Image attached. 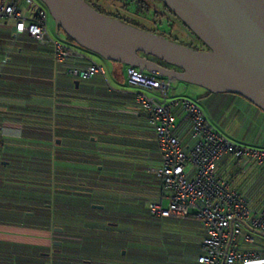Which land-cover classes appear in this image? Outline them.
<instances>
[{"label":"crops","instance_id":"1","mask_svg":"<svg viewBox=\"0 0 264 264\" xmlns=\"http://www.w3.org/2000/svg\"><path fill=\"white\" fill-rule=\"evenodd\" d=\"M68 60L56 64L50 47L37 44L25 34L11 33L0 21V264H138L132 256L130 259L120 258L119 250L125 246L124 240L143 235L150 239L158 234L169 241L164 248H159V252L154 249L158 244L146 243L148 249L139 254V264H194L201 254V240L205 234L199 221L193 217L157 218L151 215L147 211L150 203L167 204L159 194L144 197L146 200L138 205L130 196L126 201L116 198V192H112L111 199L97 194L96 190L100 188L87 186L85 177L88 174L85 171L95 169L96 164L84 162L87 156L90 159L93 156L86 143L96 141V138L75 133L72 135L75 138L69 140L57 128L50 130L49 119L57 104L81 107L77 104L81 99L56 95L62 92L60 89L67 91L70 84L77 81L78 86L80 82L66 73L70 65ZM112 63L111 78L120 87L110 85L100 65L103 69L101 76L111 89H125L133 99L136 92H145L140 87L137 91L124 88L126 65ZM53 84L57 87L54 88ZM203 91L199 90L196 98L207 96ZM229 97L232 96L213 98L209 104L211 107L215 105L214 111L209 106L200 105L207 118H217L219 112L227 108L226 99ZM244 99L239 106L246 114L244 124L248 130H256L251 145L264 148V111ZM216 101L220 103H214ZM135 105L133 111L141 113L146 123L143 110L136 102ZM176 114L179 123L181 111L177 109ZM239 124H243L242 119ZM55 127L67 128L64 125ZM69 147L74 151H68ZM69 152L82 156L83 161L79 162L82 166L72 169L76 170L75 176L81 182L71 179L69 183L67 180L69 161H62V158L67 159ZM53 154L59 158L55 160L58 165L55 168L65 174L58 180L51 179V172L45 176L48 168L40 162H32L46 161ZM222 159L218 166L220 174L227 170L228 162H232L228 156ZM52 170L56 172V169ZM226 175L222 177L237 189ZM235 185L239 192L251 194L245 183L237 181ZM256 201L264 206L262 199ZM155 230L159 233H153L158 232Z\"/></svg>","mask_w":264,"mask_h":264},{"label":"built area","instance_id":"2","mask_svg":"<svg viewBox=\"0 0 264 264\" xmlns=\"http://www.w3.org/2000/svg\"><path fill=\"white\" fill-rule=\"evenodd\" d=\"M47 17L39 0H0V21L6 28L39 45L52 46L55 63L62 64L72 51L50 38ZM66 73L85 80L102 75L103 69L89 60L84 67L69 66ZM174 81L126 68V83L148 91L136 92L134 99L155 135L160 164L152 173L161 182L162 199L167 200L166 206L150 203L148 210L157 218L193 217L201 223L205 234L194 264H264L262 247L256 245L257 237H264V206L233 188L217 167L224 156L241 167L264 165V148L230 140L210 123L194 100L170 97L168 90ZM177 109L185 121L180 131ZM182 129L187 132L185 138Z\"/></svg>","mask_w":264,"mask_h":264},{"label":"water","instance_id":"3","mask_svg":"<svg viewBox=\"0 0 264 264\" xmlns=\"http://www.w3.org/2000/svg\"><path fill=\"white\" fill-rule=\"evenodd\" d=\"M39 1L56 33L104 60L208 93L240 95L264 111V0H160L205 46L199 50L105 15L85 0Z\"/></svg>","mask_w":264,"mask_h":264},{"label":"rangeland","instance_id":"4","mask_svg":"<svg viewBox=\"0 0 264 264\" xmlns=\"http://www.w3.org/2000/svg\"><path fill=\"white\" fill-rule=\"evenodd\" d=\"M89 4H91L95 9L100 11L101 13L121 19L124 22L130 24V25H135L138 28L148 30L154 33H157L159 35H162L166 38L175 40L185 46H188L190 48L194 49H201L200 44L197 43L194 39V35L174 16L170 15L167 13L164 8H161L160 4L157 2V0H85ZM48 12V11H47ZM47 31L49 33V36L51 39L54 41H66V35L62 31H58L57 33L55 32V25L54 21L51 18V16L48 13L47 17ZM62 42V43H67V42ZM90 58H92L93 61H95L97 64L101 65L103 69L105 70V79L110 83L111 86L115 87L120 85L115 81L113 83L112 78H111V65L113 64L111 61H107L102 59L101 57L88 53ZM124 66V65H123ZM144 73L149 74L148 72L144 71ZM124 73H123V78L125 80ZM158 78H163L159 77ZM127 90L129 91H137L139 88L135 86H130L126 82L123 84ZM145 92H148L146 89H143ZM199 90L203 91L201 87L184 83L178 80H175L174 82L171 83V88L168 90L169 96L172 97H185L190 100L195 99L198 96ZM204 92V91H203ZM223 94L232 96L227 98L226 102L228 104L227 108L222 111V113L219 112L218 117H212V119H209L211 121L210 123L216 127L221 133L226 135L230 140L236 142V143H241V144H248L252 146L253 144L251 143L252 138L255 137L254 133H256V130L251 129L248 130V126L244 124V119L243 117L246 116V114H243V111L241 110L240 102L243 101V97L240 95H234V94H229V93H215L214 96L217 97H205L201 98L199 100V103L201 105H206L210 107V110L214 111L215 105L211 107L209 103L213 102V98H219L221 99V96ZM233 99L231 102L230 100ZM245 100V99H244ZM225 101V100H224ZM246 101V100H245ZM69 102V101H68ZM65 103L67 101L65 100ZM214 103H220V101H216ZM213 103V104H214ZM78 106H81V108H87L89 111L88 113L91 114V116H99L102 109H104L103 105L96 104L97 107L95 108H90L93 107L94 104H91L90 107L88 105L90 104L89 102L85 101H78L77 102ZM248 105V104H247ZM65 106V104H64ZM217 106V105H216ZM251 106V104H249ZM253 106V105H252ZM251 106V107H252ZM234 107V108H233ZM77 107H73V110H75ZM135 107H133V104L131 106H125L122 108H117L118 110H109L108 114L112 118V112H115L116 115V121H112L115 123V127L112 122L109 123V126H106L104 128H101L102 126L98 125V130L97 132H93L91 136H94L96 138V141H93L92 146L94 147V150H98L102 152L100 161L106 162V163H112L111 161L107 160H115L119 162H123L124 165L122 166H134V164H143L144 161L146 163H151L153 159L150 161H146L147 156H152L150 154V149L146 148H140V149H133L131 147H127L126 145L129 146L128 142H139L137 140H144L140 143H148L151 144L152 142V134L151 132L147 130L146 127H142L143 129L141 130L140 134L141 137L138 136H132L127 131H122L119 128L123 127L124 129L127 130H135L137 129V126L134 124L139 123L136 119H133L131 116L125 114L132 112ZM80 110H85V109H80ZM79 110V111H80ZM107 114V112H105ZM126 116V117H124ZM243 120V124H239L240 120ZM253 124V123H251ZM252 131V132H251ZM252 133V134H251ZM103 137V138H102ZM101 138L102 142H98V139ZM124 141V142H123ZM118 143H123L126 144L125 146L120 145ZM87 144V148L90 147L91 145ZM252 144V145H251ZM259 146V145H258ZM136 151V152H135ZM149 153V154H148ZM136 155V158H133V156ZM138 160V161H136ZM75 158H71L69 161V170L71 169H79L82 165L79 164V162H75ZM126 162V163H125ZM103 165V164H102ZM94 166V165H93ZM242 165L238 162L232 163L228 162L227 164V172L228 174L226 175L227 178L230 177V180L232 184L238 189V187L235 185L237 181L241 183H245L247 185V190L250 191V195H252V199L255 201V203H258L256 200L258 198L262 199L261 202H264V177H262V173H264V165L258 166L252 164L251 166H245L241 167ZM95 167V166H94ZM105 167V166H104ZM103 167V168H104ZM223 169L225 166L222 167ZM261 170V171H260ZM105 174V173H102ZM223 174L225 175V169L223 171ZM231 174V175H229ZM73 180L77 182H81L77 176H73ZM237 180V181H236ZM96 190V189H95ZM116 192V198L120 200H126L127 196L133 197L138 203H140V200L143 198V195H137V194H130L126 193L123 191H103V190H96V193L104 196L106 198H110L113 196L114 193ZM256 199V200H255ZM259 204V203H258ZM158 232H153V233H159V230H155ZM152 232V231H150ZM169 241L168 239L161 238L158 235H154L150 237V239H147L144 235L143 236H137L130 238L128 240H124V245L122 248L119 250V256L124 257L126 259H130L129 257L132 256L134 258V262H137L139 264V254L146 252L147 247L145 246L146 243H154L158 244V246H154V249L159 252V248H164L165 243ZM260 242L264 243V240L258 238L256 245H258ZM125 251V254H123ZM133 252V253H131ZM134 254V255H131ZM76 256V255H74ZM133 264L132 262H130Z\"/></svg>","mask_w":264,"mask_h":264},{"label":"trees","instance_id":"5","mask_svg":"<svg viewBox=\"0 0 264 264\" xmlns=\"http://www.w3.org/2000/svg\"><path fill=\"white\" fill-rule=\"evenodd\" d=\"M66 38L68 41H66L67 43H65V45H67L68 49H70L72 51V55H71L70 59L67 61L70 64L69 66L78 65L79 67H84L85 64L89 60H92V58L87 56L88 53H92V52L79 47L77 44H75L68 37H66ZM72 45H73V48H72ZM41 46H44V45H41ZM45 46L50 47L53 50L52 46H50V45H45ZM197 50H199V49H197ZM92 54H94V53H92ZM151 59L155 60L154 58H151ZM155 61H157V60H155ZM93 62H95V61H93ZM157 62H159L163 66H168L167 64H165L161 61H157ZM117 64H120V63H117ZM121 65H123V64H121ZM127 67L128 66H126V68ZM96 76H101V74H99V75L96 74V75H94L88 79H85V80H79L80 82H79L77 87H75V84L72 83L67 87V91L60 89V91H62V92H58L56 95L61 96V97H64V95H65L71 99H81L83 101L86 100L87 102L90 103L88 105V107H90L91 104H94L93 107H90V108H95V107H97L96 104L100 103L104 107V109H102L101 111H104V112H101L99 114V116H94V115L91 116V114L88 113L89 111H87L88 109L85 107L84 108L77 107V108H75V110H73V107L64 106L62 104H59V105L57 104L55 106L56 107L55 110H57L59 112V114H56L57 111L54 110V112H53L54 115H52L49 119L51 121L50 122V124H51L50 130H52V128L53 129L57 128L58 129L57 131H60L59 133L64 134L65 137H69V140L75 138L74 136H72V135H75V133H78V134L82 133V135H87V137L89 138L91 136V134H93V131H92L93 129H96V132H97L98 125L102 126L101 128H104L106 126H109V123H111L112 121H116V115H115L114 111L118 110L117 108H122L125 106H131L132 104H133V107L136 106L132 94L128 93L125 89L113 90L107 85L106 81L103 79V76H101V77H96ZM53 86H54V88L57 87V86L55 87L54 84H53ZM58 89H59V87H58ZM64 92H66V94H64ZM206 93H207V96L210 98L215 95V94L208 93V92H206ZM223 95H226V94H223ZM207 96L198 97L195 99V102L198 103L199 105H201V103H199V100L201 98L203 99ZM170 97H172V96H170ZM57 103H62V102H57ZM201 106H204V104ZM80 109H85V110H80ZM111 109L114 110L112 112L113 113L112 118L108 114V111ZM105 112H107V114H105ZM125 114L129 115V117L131 116L133 119H136L137 121L140 120L139 123H136V122L134 123L137 126V129H135L134 131L124 129L123 127L119 128V129L122 131L129 132L130 134H132V136L136 135L138 137H141V135L143 136V134H140L141 133L140 129H143L142 127H146L148 132L150 131L152 134V142H151V144L140 143L144 140H137L139 142H133V141L128 142L129 146L126 144H123V143H118V144L123 145V146L126 145L127 147H131L133 149H140V148L150 149V154H152V156H147L146 161H150L151 159H153V161L151 163H146L144 161L143 164H138V165L134 164V166H130V167L129 166L128 167L122 166V165H124V163L116 161V159L115 160L114 159L113 160H107V161H111L112 163L102 162V161H100V157L102 155L101 154L102 152H100L98 150H94V147L92 146L93 140H91V141L89 140L88 144L91 145L90 151H93L92 152L93 153V156H92L93 160H92V158L90 159V157L87 156V159H84V162L85 163H94V165L96 164V166H95V169H93V170L85 171V172H88V174H86V176H85L88 179V180H86V184L89 187H97V188L103 189L105 191L119 190V191H123V192L130 193V194H137L140 196L143 195V198L140 200V204H143V202L146 200L144 197H150V196L156 195V194H159V196L162 195L161 182L152 173V169L157 166L156 164L160 160V155L157 151L155 135L153 134V131L150 129V127H148L147 124L144 122L142 114L136 113L134 111L130 112V114H128V113H125ZM175 115H177L176 110H175ZM179 116L181 117L180 122L178 123L179 131H180V128L182 127V124H183V122H182L183 121V114L178 115V117ZM124 117H126V116H124ZM19 121H20V123L22 122L20 119H19ZM113 124L114 125H112V126L115 127V123H113ZM62 125L66 126L67 128H63L62 130H60L59 127H55V126H62ZM38 126H41V125H38ZM46 127L47 126L44 125V128L46 130H48ZM185 129H182L183 130L182 135H184L183 138H185V135L187 133L186 132L187 129L186 130ZM70 136H72V138H70ZM90 142H92V143H90ZM98 142H102L101 138L98 139ZM70 148H72V147H69L68 151H74ZM73 155H76V156H73ZM80 155L81 154L69 152L68 158L67 159L62 158V161H64V160L70 161L71 156H72L75 158V160H76L75 162H81V161H83V159H81L82 156H80ZM133 158H136V155H134ZM56 159H59V158H56V156H54V154H53V155H51V158H48V160H46V161L32 160V162L35 164L40 162L41 163L40 165H43L45 168H48L47 172L45 171V176L49 172H51V176H50L51 179L58 180L60 177L63 178L65 174L57 171L58 168H55L56 166H58L55 163ZM222 160H224V159H222ZM136 161H138V160H136ZM235 162L232 161V163H235ZM218 166H219V162H218L217 167ZM99 167H100V169H99ZM52 169H56V172H54V170H52ZM218 170H219V167H218ZM75 171L76 170H74V171L68 170L69 175L66 173V177H68L67 180L69 183L73 180V176L75 175ZM102 173H105V174H102ZM225 173L228 174L227 170H225ZM218 174L220 176H222V175L225 176L224 174H220L219 171H218ZM229 175H231V174H229ZM131 200L134 203L136 202V201H134L135 199H131ZM130 204H132V203H130ZM136 205H138V202H136ZM131 207H134V205L132 204ZM144 211H146V210H144ZM147 211H148V209H147ZM258 238L264 240V237L258 236L257 239ZM260 245L262 247V253H264V243L260 242Z\"/></svg>","mask_w":264,"mask_h":264},{"label":"flooded vegetation","instance_id":"6","mask_svg":"<svg viewBox=\"0 0 264 264\" xmlns=\"http://www.w3.org/2000/svg\"><path fill=\"white\" fill-rule=\"evenodd\" d=\"M141 1V0H140ZM143 1V0H142ZM157 2L160 4V6H161V8H164V10L167 12V13H169L170 15H172V16H174V17H176L175 15H173L164 5H163V3L160 1V0H157ZM177 18V17H176ZM178 19V18H177ZM179 20V19H178ZM194 39H195V41L197 42V43H199L200 44V47H201V49H205V46L194 36Z\"/></svg>","mask_w":264,"mask_h":264}]
</instances>
